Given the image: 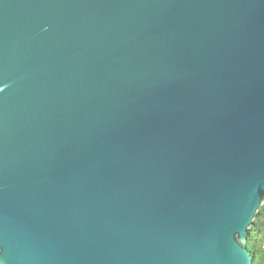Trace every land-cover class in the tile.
<instances>
[{
    "label": "water",
    "instance_id": "obj_1",
    "mask_svg": "<svg viewBox=\"0 0 264 264\" xmlns=\"http://www.w3.org/2000/svg\"><path fill=\"white\" fill-rule=\"evenodd\" d=\"M264 0H0V264H253Z\"/></svg>",
    "mask_w": 264,
    "mask_h": 264
},
{
    "label": "trees",
    "instance_id": "obj_2",
    "mask_svg": "<svg viewBox=\"0 0 264 264\" xmlns=\"http://www.w3.org/2000/svg\"><path fill=\"white\" fill-rule=\"evenodd\" d=\"M247 245L253 257V264H264V203L249 230Z\"/></svg>",
    "mask_w": 264,
    "mask_h": 264
}]
</instances>
